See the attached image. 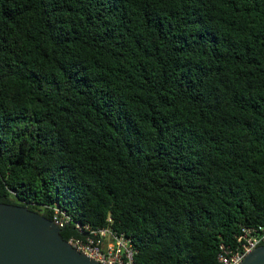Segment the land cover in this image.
I'll return each instance as SVG.
<instances>
[{"label": "trees", "instance_id": "trees-1", "mask_svg": "<svg viewBox=\"0 0 264 264\" xmlns=\"http://www.w3.org/2000/svg\"><path fill=\"white\" fill-rule=\"evenodd\" d=\"M0 203L217 264L264 223V0H0Z\"/></svg>", "mask_w": 264, "mask_h": 264}, {"label": "water", "instance_id": "water-1", "mask_svg": "<svg viewBox=\"0 0 264 264\" xmlns=\"http://www.w3.org/2000/svg\"><path fill=\"white\" fill-rule=\"evenodd\" d=\"M59 228L26 207L0 203V264H99L74 251ZM240 264H264V245Z\"/></svg>", "mask_w": 264, "mask_h": 264}, {"label": "built area", "instance_id": "built-area-1", "mask_svg": "<svg viewBox=\"0 0 264 264\" xmlns=\"http://www.w3.org/2000/svg\"><path fill=\"white\" fill-rule=\"evenodd\" d=\"M52 213V223L60 230L71 224V217L60 209L53 208ZM73 226L79 236L70 237L66 242L77 253L99 264H134L136 252L123 233L112 231L109 227ZM263 245L264 223L256 229L242 228L233 245L219 246L217 264H240L247 255Z\"/></svg>", "mask_w": 264, "mask_h": 264}]
</instances>
